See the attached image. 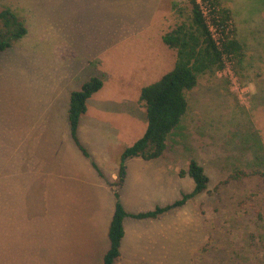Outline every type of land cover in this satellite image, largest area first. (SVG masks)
I'll list each match as a JSON object with an SVG mask.
<instances>
[{"label":"rangeland","instance_id":"rangeland-1","mask_svg":"<svg viewBox=\"0 0 264 264\" xmlns=\"http://www.w3.org/2000/svg\"><path fill=\"white\" fill-rule=\"evenodd\" d=\"M40 1L0 4V12L10 8L25 25L28 20V30L40 29L0 52V264H104L110 242L103 246L100 233L114 200L130 213L174 204L194 190L190 176L179 177L191 159L205 168L208 189L157 219L128 225L127 241L153 245L145 251L151 262L143 251H133L143 255L140 264H264V180L253 173L264 171V0H210L220 12L234 6L228 37L236 35L237 22L241 26L245 56L233 65L238 85L220 71L199 77L187 91L188 111L161 159L174 167L165 175L140 158L128 159L125 206L121 192L117 198L106 181L115 166L120 172L125 149L146 132L144 104L135 117L89 105L88 116L99 117L100 127L78 139L90 158L65 131L63 98L57 96L54 108L49 106L57 88L63 94L64 85L92 78L103 81L96 97L110 101L111 108L127 107L126 96L140 99L144 87L175 67L147 69L149 58L164 49L152 39L148 51L145 28L152 21L150 34L158 36L159 30L187 21L192 2ZM242 21H247L244 27ZM66 58L80 62L71 70H83V79L70 80L71 70H61ZM50 66L54 73L47 71ZM29 85H39V105ZM238 171L251 175L231 178Z\"/></svg>","mask_w":264,"mask_h":264},{"label":"trees","instance_id":"trees-1","mask_svg":"<svg viewBox=\"0 0 264 264\" xmlns=\"http://www.w3.org/2000/svg\"><path fill=\"white\" fill-rule=\"evenodd\" d=\"M192 13L189 22L178 25L167 33L163 39L166 45L175 49L177 61L175 67L158 81L144 87L140 101L146 108L147 129L133 146L128 147L122 154L119 181L122 185L126 175V161L132 157H141L144 160L161 158L167 150V140L172 132L180 125L188 111L187 91L193 90L199 82V77L208 73L216 74L223 69L222 56L224 53L233 55L239 63L245 56L243 46L235 39L227 37L224 50L220 51L207 30L198 6L192 1ZM212 4L217 7V3ZM220 24L225 25L230 20L228 10L219 11ZM27 34L24 22L10 9L4 8L0 12V52L10 48L14 41ZM103 81L92 78L78 91L71 95L69 119L71 135L82 153L90 158L88 150L78 139V127L81 116L87 110V101L101 88ZM94 167L102 176V171L93 161ZM254 174L264 180V171H255ZM190 176L195 182L194 190L184 194L181 200L166 207L145 213H129L118 200L115 213L109 227L110 249L105 255L104 264H116L121 255V243L125 235L124 221L128 217L135 219H155L163 213L182 207L191 199L207 191L210 178L205 168L195 159H191L187 170H182L180 176ZM247 171H238L231 178L241 180L250 177ZM117 198L119 193H116Z\"/></svg>","mask_w":264,"mask_h":264},{"label":"crops","instance_id":"crops-1","mask_svg":"<svg viewBox=\"0 0 264 264\" xmlns=\"http://www.w3.org/2000/svg\"><path fill=\"white\" fill-rule=\"evenodd\" d=\"M36 1V4L38 5L41 4L40 0H35ZM40 1V2H39ZM166 1V0H165ZM0 4H6L5 0H0ZM229 12L232 16H234V11H233V8L234 6L232 7H229ZM193 8V6H192ZM189 22V19L187 20ZM185 20H182V21H179L178 24H176L173 28H167L166 29H163V30H159V35L158 36H152L150 34V31L153 30V25H152V21H149V24L148 26L145 28L147 33L149 34V40L147 39L148 41V51L151 52V49H150V46L152 47V43H153V40L152 39H157L161 45L163 46V49L161 53H157L155 51L156 54L158 55H154L153 57L149 58V61L147 62V69L148 70H152V69H159V67H163L166 68V67H173V65H176V61H177V52L175 49H172L170 48L168 45L165 44L164 42V39L163 37L171 32L172 30H174L178 25H181L183 24L184 22H187ZM238 21V20H237ZM236 22V21H235ZM247 21H242V25L243 27L245 26V23ZM28 24V20L26 22V25ZM239 24L238 22L236 23V35L234 36V38L243 46V48L245 49V41H244V38H243V34L241 32V29L239 28ZM241 27V26H240ZM251 28H253L254 30V25H251ZM28 30V29H27ZM40 29L34 27L33 29H29L27 34L25 36H35L39 33ZM134 36V35H133ZM128 40L130 39V36L127 37ZM135 38V36H134ZM245 51V50H244ZM74 57H77V58H80V56H77V55H73ZM72 56V57H73ZM71 57V58H72ZM71 58L68 59L66 58L67 60L65 62H62V63H59V64H62L61 65V70H64V72L68 71V70H71V67L73 64H76L78 63L80 65V62H75V61H71ZM56 67V65H55ZM57 68V67H56ZM48 72L50 73H54L56 71V69L54 68V66H50L49 69H47ZM60 71V70H59ZM57 71V72H59ZM171 71V70H170ZM168 71V72H170ZM56 72V73H57ZM77 72V71H76ZM166 72V73H168ZM85 74V72L83 70L80 69V74L79 73H75V71H73V69L71 70V79L70 80H79L80 79V76H82V79H83V75ZM73 75V76H72ZM165 75V74H164ZM87 82V80H85L83 82V84H85ZM80 83V82H79ZM82 83V82H81ZM83 84L81 85H64V88H65V96H62L63 94H61V90L63 89H59L57 88L56 89V94L55 96L53 97L52 101H51V104L49 106V108H54V106L56 105L55 104V100L58 97H62L63 98V101L61 102V104H63V107H64V115L63 117L65 116V119H67V121H65V131H68L70 132L71 131V124H70V119L68 120V117H69V110H70V104H71V95L72 93L74 92V90H78L80 88H82ZM30 87L32 86V98L34 100V102L36 103V105H39L40 103V98H39V95H40V87L39 85H29ZM48 90L50 89V87H53V86H50V85H45ZM72 86H74L75 88L72 89ZM102 89V88H101ZM43 90H46L45 88ZM59 92H58V91ZM100 90L98 92H96L88 101H87V110L86 112L81 116V119H80V123H79V128H78V131H79V137L81 136V134H89L90 132H92V129H94V127H96V129L98 128L99 129V125L96 123L98 121V118L96 119V117H89L88 116V107L89 105H93L94 107L97 108L98 111H102V112H119V113H124V114H132V116H136L137 114H140V99L138 97V99L136 100L134 97H128L126 96L127 100V107H124L122 104V107L121 108L119 105L116 106V108H111L110 105L108 104V102L110 101H104L97 96V94H99ZM129 104L131 105L129 108ZM129 108V109H127ZM52 115H54V112L52 113ZM91 115H94L91 113ZM96 116V115H94ZM88 119V120H87ZM95 121V122H93ZM140 138V137H139ZM138 138V139H139ZM129 147V146H128ZM167 151V150H166ZM82 152V151H81ZM89 152V151H88ZM83 154V153H82ZM90 154V152H89ZM84 155V154H83ZM107 156L112 160V154L110 153H107ZM133 158H140L142 160H144L143 158L141 157H132V158H129L128 160V163L131 159ZM165 159L166 158V152L165 154L159 158V159H155V160H144V161H140V163H146L147 166H151L153 167L154 169H158L159 171H163L165 173V175H167V173H169L168 169L169 167H174V165L172 164H168L167 162L165 161H161V159ZM88 159V158H87ZM92 166L93 165V162L91 163ZM99 166V165H98ZM100 168V167H99ZM101 169V168H100ZM97 170V169H96ZM147 170V169H146ZM98 171V170H97ZM102 171V170H101ZM129 171L130 169L128 168V165H127V174L125 175V179H124V182L123 184L120 186V187H114V186H117L116 184L118 183L119 181V165L118 167L115 166V170H113V172H111L110 175H108L109 179L110 180H107L106 183H107V187L111 189V191L116 195V193H119L121 192V194L123 195V203H124V206H125V196L127 197V194L125 195L124 194V189L126 187V183H127V178H129ZM145 171V170H144ZM103 172V171H102ZM177 173L179 174L178 170H177ZM100 176L99 178L100 179H103L101 177V175H98ZM70 179L72 180H75L76 181V178L75 177H71L69 176ZM179 177L181 178V176L179 175ZM168 176L165 177L164 179L167 180ZM141 194L140 191H138L136 189V196L138 197L139 195ZM134 195V193H133ZM115 208H116V205H115V200H114V204H112V207L110 208L109 212H108V216H107V222L105 224V227L104 229L101 231L100 234H102L104 236V245L105 247L109 246V242H110V239H109V227H110V224H111V221L113 219V216H114V213H115ZM133 213H135L136 211L134 210H131ZM128 212V211H127ZM130 213V212H129ZM143 213V212H141ZM151 219V218H149ZM157 219V218H155ZM136 220H140L141 222H144V220L146 219H135V218H132V217H128L125 219L124 221V229H125V235H124V238L122 240V243H121V255L119 257V259L117 260L116 264H140V260H139V257H142L144 255V257L146 258L145 260H147L148 262H151V253L150 254H146L145 251H149L152 249V246L151 244H148V243H145L143 241H137V242H129L127 241L128 238L130 237V234H131V230L128 229V225L131 226L133 224V222H135ZM133 251H143L144 254L143 255H140V254H136L134 253ZM160 258V254H157ZM144 260V261H145ZM3 262V260H2Z\"/></svg>","mask_w":264,"mask_h":264},{"label":"built area","instance_id":"built-area-1","mask_svg":"<svg viewBox=\"0 0 264 264\" xmlns=\"http://www.w3.org/2000/svg\"><path fill=\"white\" fill-rule=\"evenodd\" d=\"M196 3L199 8L201 15L203 16L204 23L207 27V30L210 34L211 39L213 40L216 47L220 50H224V45L227 40V37L232 29L230 20L226 22L225 25L220 24L219 9L212 4L210 0H192ZM223 60V69L220 71L222 74L230 76V79L233 83L236 84V77L233 71L234 58L233 55L224 53L222 56ZM239 88V87H236ZM242 92L244 91L241 89Z\"/></svg>","mask_w":264,"mask_h":264}]
</instances>
